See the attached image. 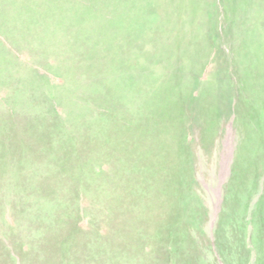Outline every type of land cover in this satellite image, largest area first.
I'll list each match as a JSON object with an SVG mask.
<instances>
[{
  "label": "rangeland",
  "instance_id": "rangeland-1",
  "mask_svg": "<svg viewBox=\"0 0 264 264\" xmlns=\"http://www.w3.org/2000/svg\"><path fill=\"white\" fill-rule=\"evenodd\" d=\"M0 264H264V0H0Z\"/></svg>",
  "mask_w": 264,
  "mask_h": 264
},
{
  "label": "water",
  "instance_id": "water-1",
  "mask_svg": "<svg viewBox=\"0 0 264 264\" xmlns=\"http://www.w3.org/2000/svg\"><path fill=\"white\" fill-rule=\"evenodd\" d=\"M218 210H219V206H218V204H216L215 210L213 212V217H212V222H211V228H213V226H214V222H215V219H216Z\"/></svg>",
  "mask_w": 264,
  "mask_h": 264
},
{
  "label": "bare ground",
  "instance_id": "bare-ground-1",
  "mask_svg": "<svg viewBox=\"0 0 264 264\" xmlns=\"http://www.w3.org/2000/svg\"><path fill=\"white\" fill-rule=\"evenodd\" d=\"M229 159V158H228ZM228 164V163H227ZM227 168H228V165H227ZM226 171L228 172V169H226Z\"/></svg>",
  "mask_w": 264,
  "mask_h": 264
}]
</instances>
